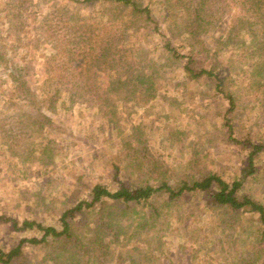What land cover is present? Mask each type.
Segmentation results:
<instances>
[{
    "label": "rangeland",
    "instance_id": "374dc122",
    "mask_svg": "<svg viewBox=\"0 0 264 264\" xmlns=\"http://www.w3.org/2000/svg\"><path fill=\"white\" fill-rule=\"evenodd\" d=\"M146 1L158 29L118 30L116 20L102 16L101 0H0V248L40 236L36 228L22 227L24 219L60 227V213L89 197L97 182L110 189L117 179L157 183V176L178 179L203 166L227 181L241 179L238 193L264 205V67L257 54L250 56L252 40H227L218 52L224 89L234 97L228 111L213 79L191 78L184 70L187 36L177 23L186 12L167 8V0ZM209 12L210 29L201 37L212 49L227 32L228 10L214 2ZM76 17L88 28L73 30ZM84 36L91 38L93 55L74 72L70 62L81 58L79 43L56 57L54 45ZM49 63L56 70L46 74ZM139 75L144 93L141 87L131 91ZM26 85L31 90L23 91ZM252 143L261 148L254 170L244 174ZM165 197L155 192L143 205L158 211L143 228L130 209L107 227L95 203L73 218L72 237L95 236V226L104 237H117L119 229V237L130 240L112 245L108 264H132L131 255L135 264H264V254L254 258L264 230L255 211L212 207L201 193L168 203ZM138 237L148 238L133 248ZM120 243L126 244L123 254ZM153 247L154 255L143 254ZM23 250V264H46L45 249L25 244Z\"/></svg>",
    "mask_w": 264,
    "mask_h": 264
},
{
    "label": "trees",
    "instance_id": "16d2710c",
    "mask_svg": "<svg viewBox=\"0 0 264 264\" xmlns=\"http://www.w3.org/2000/svg\"><path fill=\"white\" fill-rule=\"evenodd\" d=\"M78 3H83L92 0H76ZM103 3L102 16L107 17L109 20H116L112 22L116 24L118 30L122 27L138 30L139 27L148 28L149 30L158 29V20L153 17V11L146 0H101ZM173 6L171 5V2ZM214 2L222 3L226 6L228 12L226 14V24L224 27L225 36L220 35L217 37V42L212 49L206 45L201 37L202 33L207 32L210 29L211 17L210 6ZM166 3V0H165ZM113 8L109 10L110 7ZM167 8L174 12L184 10L186 16L180 22L177 23L179 32L184 33L186 37L187 52L186 61L184 64V70L191 78H211L213 79L215 87L224 93L225 98L228 100L229 111L234 105V97L232 92L224 89V72L219 71V58L218 52L220 51L221 44L225 41H241L246 38L252 40L253 48L255 51L250 55L254 57L257 54L259 59L263 61L264 67V0H167ZM219 9V8H218ZM224 12V11H222ZM176 22V21H175ZM73 30H81L88 28V25L84 22V18L76 17L73 25ZM52 26L44 30L49 33L52 30ZM122 30H125L122 28ZM223 31V30H222ZM184 37V38H185ZM89 36H84L83 39L73 40L66 42H56L54 45V51L52 55L56 57L60 51H63L73 44L79 43L78 50H81V58L75 59L73 57L70 62L71 69L75 72H82L86 62L90 61V57L93 55L94 46L91 43ZM166 48L171 51H175L170 42H166ZM71 49V48H70ZM76 49V47H74ZM209 55H211L209 57ZM258 60V59H256ZM197 61L202 62L205 65L197 64ZM259 64L260 61H256ZM49 63L46 66V74L55 72L56 66L50 67ZM262 69V68H260ZM17 73V72H16ZM12 77H14L12 73ZM17 83L25 85L24 79H20L19 76H15ZM137 81L131 83V91H141L144 93L146 90L145 83L141 81L142 76L136 77ZM45 83L47 81L45 80ZM71 83V82H69ZM53 84V83H52ZM59 84V82H57ZM64 84V83H62ZM153 81L147 86V90L151 89ZM141 87V89L139 88ZM24 90H31L26 85ZM32 94V92H30ZM33 95V94H32ZM34 96H32L33 98ZM226 110V111H227ZM227 127L231 130V124L226 120ZM248 141H243L247 143ZM249 143V142H248ZM256 144V143H252ZM252 149L249 152L247 167L243 168V173L252 172L254 170V154L260 150L261 146L257 143L251 146ZM159 179H158V178ZM155 177L157 183L152 182H139L132 184L127 180L117 179V185L114 189H110L107 184L97 182L95 183L89 192V197L77 200L71 207L65 208L59 215L60 227L43 224L40 221L34 219H24L22 221V227L36 228L40 231V236L21 237L16 245L10 247L7 250L0 248V264H23L21 261L24 256L23 246L25 244L37 245L41 249H45L43 252L44 259L46 258V264H108L105 259V255L111 251V247L115 242H125L128 237H119L120 230L115 233L117 237H104V231L95 226L94 235L92 237H72L74 217L78 214H85L94 210V204L98 203L100 211V217L106 219V226L111 228L114 223L118 222V218L124 217L127 211L130 209L136 212V220L138 226L141 228L146 224V217L154 220L158 215L157 208L154 205H150L151 209H143V205L147 204L148 199L155 192L161 191L165 194V202L168 203L172 200H178L183 196L188 195L189 192L201 193L206 196V201L212 207H223L227 205L231 209H240L246 207L247 210L255 211L258 214L257 224L264 226V205L248 194H239L238 187L241 185V179H233L227 181L216 172L206 171L205 167L197 166L195 170L185 172L183 177L178 179H172L170 177ZM123 203V207H119L118 204ZM140 208L137 209L136 206ZM117 219V220H116ZM144 220V221H143ZM148 222V221H147ZM14 225L17 224L13 221ZM157 223V222H155ZM158 225V224H157ZM261 241L256 249H254V258L262 257L264 254V230L261 231ZM160 239L161 235H158ZM140 237H138L139 240ZM148 237H144L133 243V248L136 244H142ZM121 253L127 250L125 243L119 244ZM137 249L140 248L137 245ZM158 249L153 247L144 251V255H154ZM140 252V251H139ZM110 254V253H109ZM126 258L132 261V264L136 263L134 256Z\"/></svg>",
    "mask_w": 264,
    "mask_h": 264
}]
</instances>
